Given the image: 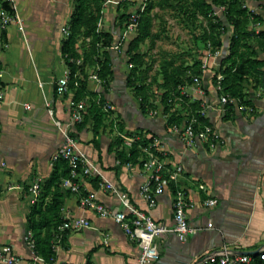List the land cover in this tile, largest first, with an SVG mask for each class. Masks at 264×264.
I'll return each instance as SVG.
<instances>
[{
	"label": "crops",
	"instance_id": "crops-1",
	"mask_svg": "<svg viewBox=\"0 0 264 264\" xmlns=\"http://www.w3.org/2000/svg\"><path fill=\"white\" fill-rule=\"evenodd\" d=\"M248 2L261 16L260 29L264 31V0ZM15 4L24 21L23 33L14 23L0 31L3 68L0 86L4 91L0 103V240L12 244L24 263L32 255L24 239L31 207L28 186L37 178L43 183L47 180L53 167L52 154L62 142L45 102L50 103L53 117L65 122L74 95L70 88L61 95L55 89L57 79L68 69L60 45L62 27L67 24L72 4L71 0H15ZM114 8L107 10L104 28H111L116 22ZM229 35L223 36L220 53L208 60V66L200 74L199 87L204 94H197L193 84L180 86L181 93L190 101L196 100L199 107H206V122L220 134V142L213 148L201 141L185 145L181 136L165 127L159 107L155 114L144 115L140 111L126 86V73L118 71L121 61L126 64L122 54L118 61L119 54L111 53L113 74L106 89L87 77V93L101 95L114 105L106 123L115 117L124 131L138 130L157 136L164 143L167 167L180 164L183 168L176 186L191 201L186 208L187 221L197 230L185 241L174 233L156 237L158 257L150 264H202V257L208 253L226 249L254 255L264 248V88H253L250 79L243 83L252 112L236 107L222 110L213 74L226 56ZM253 47L257 59L264 63V49L256 44ZM177 109L183 115L182 124L188 112L180 106ZM90 123L76 128V137L108 178L127 194L130 203L147 211L140 195L147 173L137 164L131 167L117 164L114 151L109 149L112 125L108 124L104 130L99 127L93 133ZM81 183L85 190L94 191L97 201L106 208H121L114 195L91 182ZM175 189V185L173 189L168 186L158 196L156 206L150 209L155 221L173 224ZM52 190L53 187L40 191L41 201L46 203ZM61 193L60 217L83 216L89 226L64 231L53 246L51 264H85L88 254L89 264H130L139 247L121 226L111 217L79 207L76 193L64 188ZM208 197L216 199V204L205 206L203 200ZM38 264H44L41 257Z\"/></svg>",
	"mask_w": 264,
	"mask_h": 264
},
{
	"label": "trees",
	"instance_id": "trees-1",
	"mask_svg": "<svg viewBox=\"0 0 264 264\" xmlns=\"http://www.w3.org/2000/svg\"><path fill=\"white\" fill-rule=\"evenodd\" d=\"M168 0H149L146 10L143 13L137 34L126 46V64L131 63L126 74V86L132 96L137 100L140 111L146 115L150 110L161 109L160 112L165 117V127L173 124L180 125V111L174 107L176 103L181 109H187L189 116L199 109L198 101H190L185 94L180 91V86L190 83L191 77L184 75V60L180 65H174L175 56L169 59L157 62V58L151 54L155 46V41L159 33H153L151 12L155 6L160 3H166ZM244 0H176L174 8L181 12L193 22L197 16H204L207 19V31L205 36H199L203 47H209L211 51L222 47V33L231 27L228 43V54L220 62L218 70L223 74L222 91L238 98L240 103L248 104L243 91L245 81L252 82L253 88L261 86L264 88V63L257 59V52L254 47L247 44L244 38L247 36V27L251 23V14L244 6ZM0 2H2L0 0ZM103 0H71L72 9L69 15L67 26L68 34L61 39L60 51L66 66L69 69L68 89L74 90L73 99L78 101L85 97L89 100L87 114L83 121L76 128L85 126L91 122V130L96 133L99 127L103 130L112 121L106 123L108 113L100 105L95 103L96 95L87 93L88 66L95 70L100 78L101 86L106 89L112 75L111 52L108 47L113 41V35L110 31L104 30L96 33V23L98 12ZM185 3V5H183ZM2 5L8 7L6 2ZM129 3L124 2L121 7L127 10ZM120 6V5H119ZM216 6H224V18L227 26L219 16H212ZM119 14L120 23L126 17L125 11ZM214 34L218 36L214 38ZM88 38V40H87ZM148 41V42H147ZM259 49H264V31H260L255 41ZM79 43L81 51L78 52L76 44ZM147 44L146 49L142 46ZM209 44V46H207ZM82 58L81 64L77 65L70 61V58ZM159 58V57H158ZM89 62V63H88ZM201 60H195V75L199 76L202 71L200 67ZM156 64V66H155ZM186 68V67H185ZM87 69V70H86ZM181 69V70H180ZM155 88L158 94L155 93ZM104 101V99H101ZM159 100V101H157ZM229 108V106H228ZM182 115V116H181ZM187 119V118H186ZM185 119V120H186ZM88 120V121H87ZM183 120V122L185 121ZM202 123H207L205 118L200 117ZM119 128L123 130L122 126ZM112 130V128H111ZM132 134L133 132H128ZM76 135L75 133H73ZM152 138L139 134L130 147H125L123 141L114 135L109 149L115 153L116 160L120 164L131 162L136 164L144 158L145 154L142 148L151 142ZM69 169L64 160L60 159L53 162L52 171L47 180L42 183L41 192L53 187L51 198L44 203L41 201V192L33 204L27 216L28 230H31L34 238V252L42 258L44 264H51L54 259L53 249V231L62 222L60 217V197L61 182L68 175ZM93 186H97L96 180H91ZM172 189L174 184L169 185ZM89 264V254L86 263ZM248 264H261V261L254 256L253 261Z\"/></svg>",
	"mask_w": 264,
	"mask_h": 264
},
{
	"label": "built area",
	"instance_id": "built-area-1",
	"mask_svg": "<svg viewBox=\"0 0 264 264\" xmlns=\"http://www.w3.org/2000/svg\"><path fill=\"white\" fill-rule=\"evenodd\" d=\"M1 1L6 2L8 7L2 5V2H0V31L14 23L18 30L23 33L24 21L17 11L15 0ZM148 1L149 0H103L99 9L95 31L96 33H100L101 31L108 30L112 33L113 41L108 49L111 53H121L125 58V63L126 46L137 34L140 20L146 10ZM124 2L134 6V9L127 13L121 24H118V21L120 23V18L118 16L111 28H104L108 8L110 6L116 7ZM62 33L63 36L68 34L67 25L62 27ZM207 46H209V44ZM76 49L78 52L81 51L79 43L76 44ZM219 53V49L211 51L208 47L202 59V70L207 67L209 55L216 57ZM70 61L79 65L81 64L82 58H70ZM219 64L220 63H218L217 67ZM127 66L131 67L132 64L128 63ZM2 76L3 68L0 64V79ZM88 77L96 83L102 84L95 70L92 69ZM213 77V86L220 93L219 103L222 105L223 111H225L228 106L229 108L236 107L238 110L253 111V108L249 104L240 103L238 98L222 91L223 74L219 70L213 74ZM68 81L69 70L66 69L64 74L56 81L55 89L57 94L61 95L68 91ZM200 82V75L191 77L190 84L195 85V92L199 95H203L204 91L199 87ZM154 91L158 94L156 88ZM102 98L101 95L96 96L94 99L95 103L100 105L107 113H112L114 105L106 100L102 101ZM3 100L4 91L0 86V103H2ZM45 103L48 108V114L62 137V142L52 154V162L62 159L69 169L68 175L62 179L61 187L78 195V205L82 209L93 210L103 217H111L121 226L128 238L134 241L139 247L138 255L130 264H150L158 257L155 244L156 237L174 233L180 241H185L189 234L197 230V228L191 226L187 221L186 208L191 205V201L189 198H186L184 190L176 186L178 178L183 172V168L180 164L175 165L173 168L167 167L164 162V143L157 136L138 130L132 131V134H128L126 131L119 128L115 117L112 119L113 136L116 135L121 138L125 147H130L131 143L138 138L139 134L152 138L151 142L142 148V152L145 154L144 158H141L140 162L136 163L147 173V179L140 186V195L147 207V211H144L130 203L127 194L118 189L108 178L106 172L90 157L80 140L73 134L76 131V126L83 121L84 116L87 114L89 107L88 98L85 97L78 101L71 98L69 102V117L65 122L55 119L53 117V109L50 108V103L48 101ZM25 107L29 108V105H25ZM157 111V109H153L148 113L155 114ZM200 117H206V107L204 105H201L198 110L191 113L179 126L176 124L171 125L169 131L181 136V139L187 146H192L196 141H201L213 148L220 142V134L210 124L202 123ZM116 163L120 164L119 160H116ZM124 165L131 167L135 164L129 162ZM83 180L87 182L96 180L97 187L103 192L114 195L121 203V208H106L101 202L97 201L94 191L85 190L81 183ZM42 183V180L37 178L28 186L30 204H33L38 199ZM171 183L175 185L176 189L172 195L173 224L168 225L155 221L150 213V209L156 206L158 196L162 194ZM203 203L205 206H213L216 204V199L208 197L203 200ZM88 226L89 221L83 216H66L62 218V222L53 231V246L60 241L64 231L81 230ZM207 226H211V223H208ZM24 239L27 247L32 252L29 260L23 263L22 257L15 252L12 244L0 240V264H38L39 256L34 252L35 243L31 230L26 231ZM254 256H257L261 264H264V248L258 250L254 255L237 253L224 249L222 251L205 254L201 259V263L248 264L253 261Z\"/></svg>",
	"mask_w": 264,
	"mask_h": 264
},
{
	"label": "rangeland",
	"instance_id": "rangeland-1",
	"mask_svg": "<svg viewBox=\"0 0 264 264\" xmlns=\"http://www.w3.org/2000/svg\"><path fill=\"white\" fill-rule=\"evenodd\" d=\"M183 0H180L182 2ZM188 2L190 0H187ZM249 0H244L243 4L246 9L250 12L251 23L247 27L246 31L248 34L244 38V41L250 46H254L256 44L257 35L262 31L260 29L261 26V16L256 12V9L251 7L248 2ZM176 0H168L166 3H160L154 7L151 12L152 15V30L153 33H159V37L155 41V46L151 54H153L157 59L165 60L169 59L171 56H175L174 65L178 66L179 63L184 60L185 66L183 67V72L187 77L194 76L196 68H195V60L200 59L202 63V59L204 58L207 47H203L201 39L203 35L207 31V19L204 16H197V18L191 22L187 17L183 16V11H178L174 8L173 4ZM185 5V3H183ZM114 6H110L108 9H113ZM115 17H118L119 14L124 10L121 5H117L115 8ZM134 9V6L129 5L127 10H124L126 15L128 12ZM224 6H216L214 8L212 16H219L223 23L226 25L227 22L224 18ZM183 14V15H182ZM227 26V25H226ZM231 32V27L229 26L226 32H223L222 35V44H223V36L228 35ZM202 35V36H201ZM214 38L218 35L213 33ZM229 38V37H228ZM148 42V41H147ZM229 43V40H228ZM147 44L142 46V49H146ZM222 48V47H221ZM221 48L219 50H221ZM211 50V49H210ZM117 60L121 61V53H118ZM228 52H226V55ZM159 57V58H158ZM212 55H209V59L212 58ZM208 59V60H209ZM89 63V62H88ZM200 63V69L202 70V64ZM112 64V59H111ZM121 67L118 71L125 72L127 74L128 66L120 62ZM112 66V65H111ZM208 66V61H207ZM186 67V68H185ZM91 69L90 65L88 66V72ZM181 70V69H180ZM113 74V70H112ZM112 79V75L110 80ZM109 80V81H110ZM88 85V82L86 81ZM174 107H179L178 103L174 105Z\"/></svg>",
	"mask_w": 264,
	"mask_h": 264
}]
</instances>
